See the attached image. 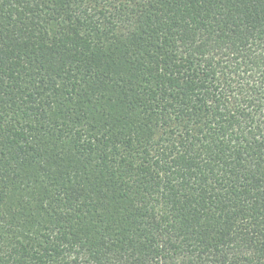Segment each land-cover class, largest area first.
<instances>
[{
    "label": "trees",
    "instance_id": "16d2710c",
    "mask_svg": "<svg viewBox=\"0 0 264 264\" xmlns=\"http://www.w3.org/2000/svg\"><path fill=\"white\" fill-rule=\"evenodd\" d=\"M0 264H264V0H0Z\"/></svg>",
    "mask_w": 264,
    "mask_h": 264
}]
</instances>
